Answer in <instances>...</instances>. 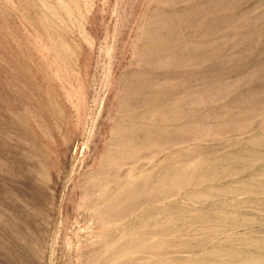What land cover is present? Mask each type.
<instances>
[{
	"label": "rangeland",
	"instance_id": "374dc122",
	"mask_svg": "<svg viewBox=\"0 0 264 264\" xmlns=\"http://www.w3.org/2000/svg\"><path fill=\"white\" fill-rule=\"evenodd\" d=\"M0 264H264V0H0Z\"/></svg>",
	"mask_w": 264,
	"mask_h": 264
}]
</instances>
